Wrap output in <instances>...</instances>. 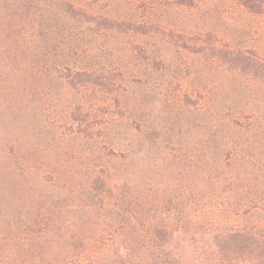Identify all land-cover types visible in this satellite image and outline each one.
<instances>
[{
    "label": "trees",
    "instance_id": "obj_1",
    "mask_svg": "<svg viewBox=\"0 0 264 264\" xmlns=\"http://www.w3.org/2000/svg\"><path fill=\"white\" fill-rule=\"evenodd\" d=\"M107 10L0 0V264H264V0Z\"/></svg>",
    "mask_w": 264,
    "mask_h": 264
},
{
    "label": "rangeland",
    "instance_id": "obj_2",
    "mask_svg": "<svg viewBox=\"0 0 264 264\" xmlns=\"http://www.w3.org/2000/svg\"><path fill=\"white\" fill-rule=\"evenodd\" d=\"M87 3H91L92 5H96L97 10L100 13H105L106 11H108L107 9H114L115 11V0H86ZM121 37H123L124 41L127 43H130V35H122ZM116 41V40H115ZM248 45L250 46H254V47H264V39L261 37V35L258 34H254L251 37H249ZM127 45V44H126ZM129 45V44H128ZM120 47V46H119ZM122 47V46H121ZM121 53V51L117 50H113L112 51V55L115 56H119ZM116 58V57H115ZM128 83L130 85H133L134 82V78H131V76H128ZM129 84H126L128 87L130 86ZM99 97H105L104 94L100 93L98 95ZM72 95L69 94L68 99L69 101L71 100ZM114 106V105H113ZM118 112L119 110L114 109V112ZM63 109L60 108V105H57L54 109V111L52 112L53 116L57 118V125L54 126V129L57 131L56 135L61 136V133L63 131H66V128L68 127L66 124H64L62 122L63 120ZM160 122L164 125L163 126V130L156 128V130L153 132V135L158 136L159 139L158 141L163 140V145L166 146H171L172 144L174 145H179V144H183L184 143V128L181 124L180 121H182V117L180 114H177L175 116H173V113L167 112L164 115H161L158 117ZM66 121V120H65ZM192 122V120H191ZM29 126L34 123L32 122H28L27 123ZM166 127V129H165ZM190 132L192 131V128L190 127ZM33 130L35 131V134L37 135V138L39 141H42V143H44L45 145H49L50 147H53L54 145H57L58 142L56 140V136L55 134H53V137L55 138L54 140L51 139V135L46 134V129L39 127L38 125H35L33 127ZM146 147V146H145Z\"/></svg>",
    "mask_w": 264,
    "mask_h": 264
}]
</instances>
